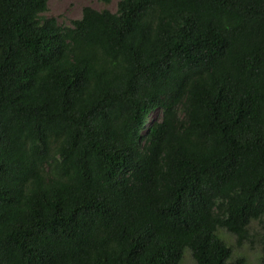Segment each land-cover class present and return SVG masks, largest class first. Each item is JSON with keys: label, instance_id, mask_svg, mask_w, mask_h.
Wrapping results in <instances>:
<instances>
[{"label": "trees", "instance_id": "trees-1", "mask_svg": "<svg viewBox=\"0 0 264 264\" xmlns=\"http://www.w3.org/2000/svg\"><path fill=\"white\" fill-rule=\"evenodd\" d=\"M47 4L0 0V264H264V0Z\"/></svg>", "mask_w": 264, "mask_h": 264}, {"label": "rangeland", "instance_id": "rangeland-1", "mask_svg": "<svg viewBox=\"0 0 264 264\" xmlns=\"http://www.w3.org/2000/svg\"><path fill=\"white\" fill-rule=\"evenodd\" d=\"M116 0H111L109 4H105L100 0H48V8L45 12L46 16H54L59 23L70 25L71 21L77 19L81 16L82 8L86 5L91 6L95 9L107 8L109 10L115 9ZM153 113L148 114L146 119V124L150 123V118ZM254 230H259V226L256 222L252 223ZM229 242H234L229 236H226ZM256 237L253 238L251 243L243 244L241 247L236 248V250L241 251L246 256V264H258L259 260V248L257 247ZM182 264H193L191 256L186 253Z\"/></svg>", "mask_w": 264, "mask_h": 264}]
</instances>
